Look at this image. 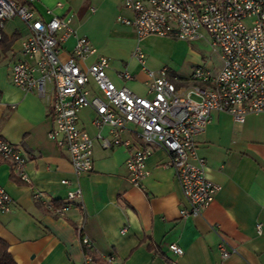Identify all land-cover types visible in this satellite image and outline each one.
<instances>
[{
    "label": "crops",
    "instance_id": "crops-1",
    "mask_svg": "<svg viewBox=\"0 0 264 264\" xmlns=\"http://www.w3.org/2000/svg\"><path fill=\"white\" fill-rule=\"evenodd\" d=\"M32 5L41 13L52 8L55 14L67 17L76 35L86 37L97 54L108 58L107 74L115 85H124L140 96L148 95L143 67L158 70L167 66L179 87L194 67L181 73L186 55L165 59L150 48L152 43H144V47L142 43L156 35L139 40L119 23L118 15H132L121 0H34ZM28 32L19 18L4 24L2 33L15 39L0 63V139L27 158L25 170L30 180H19L11 164L0 158V185L12 198L10 211L0 213V240L15 264H84L76 231L79 221L93 244L92 264H105L104 256L112 253L121 264H264V114H249L243 123H236L226 112H212L196 144L206 163V175L219 190L199 215L182 217L179 211L188 204L174 170L164 166L167 152L153 147L146 160L149 174L143 187L133 186L124 164L125 147L101 146L97 134L109 137V128L93 125L95 112L90 107L79 111L77 124L93 139L94 169L78 176L73 172L67 151L47 138L52 126L50 95L24 91L11 80L12 64L26 60L21 48ZM163 39L172 41L182 53L191 51V42ZM75 40L70 36L61 44V60L71 55ZM137 47L145 54L143 64L133 57ZM94 60L95 55H89L79 65L84 68ZM220 67L221 60L211 71L216 73ZM123 69L132 79L118 77ZM90 87L102 97L94 84ZM75 187L80 188L81 198L70 204L64 216L49 212L34 197L36 191H43L54 205H61ZM257 223L260 233L255 230ZM220 237L233 250L227 258L221 257L217 247ZM172 243L183 253L169 250Z\"/></svg>",
    "mask_w": 264,
    "mask_h": 264
},
{
    "label": "built area",
    "instance_id": "built-area-1",
    "mask_svg": "<svg viewBox=\"0 0 264 264\" xmlns=\"http://www.w3.org/2000/svg\"><path fill=\"white\" fill-rule=\"evenodd\" d=\"M33 1L0 0V39L4 24L12 18H19L28 28L21 48L26 60L12 64L11 80L24 91L50 95L52 126L47 138L67 151L73 172L78 176L94 169L93 139L77 124L79 111L90 107L95 112L93 125L109 128V137L97 134L101 146L125 147L124 164L133 186L143 187L149 174L146 160L153 147H160L168 154L164 166L174 170L188 204L179 211L180 216L199 215L219 190L208 179L205 160L197 153L196 144L212 112H226L236 123H243L249 114H264V0H121L132 15H118L116 19L139 40L149 35L187 42L205 37L220 56L221 67L216 73L197 65L180 87L167 66L158 70L143 67L148 77L146 96L115 85L107 74L108 58L97 54L86 37L77 36L67 17L55 14L52 8L41 13ZM70 36L76 38L72 53L61 60L60 46ZM89 55H95V60L81 67L79 61ZM133 57L140 64L145 60L139 47L133 50ZM118 77L132 79L125 69L118 72ZM91 84L102 97L93 93ZM0 158L11 164L19 180L30 181L25 170L27 158L1 139ZM62 184L68 181L62 180ZM34 197L49 212L64 216L70 204L81 198V190L70 189L61 205H54L43 191H36ZM11 203L12 198L0 185V213L9 212ZM83 228V221H79L76 231L84 249V264H92L93 244ZM255 230L261 232L260 223ZM217 247L222 258L233 252L222 237ZM168 248L174 254L183 253L176 244ZM103 260L105 264H121L113 253Z\"/></svg>",
    "mask_w": 264,
    "mask_h": 264
},
{
    "label": "rangeland",
    "instance_id": "rangeland-1",
    "mask_svg": "<svg viewBox=\"0 0 264 264\" xmlns=\"http://www.w3.org/2000/svg\"><path fill=\"white\" fill-rule=\"evenodd\" d=\"M163 38H170V37H165V36L158 37V35H156L155 37L148 38L149 41H146L147 39L144 41L145 39L144 38L143 39L144 42L142 41L143 42L142 45H144V43H152L153 45L150 48L158 51L160 55L159 54L157 55L160 56L161 58L164 57L165 59L170 57L176 58L177 55L178 57L182 58L183 56L186 55L187 59L182 64V68L180 70L181 73L182 72L185 73L192 66L195 67L197 65L205 66L209 69H212L213 71H215L219 67L220 64L219 54L207 38L202 37L191 42L190 43L191 51L188 53H186V51H183L182 53L181 50L177 49L175 45L171 43L172 41L168 42L166 39L164 40ZM170 39L176 40L174 38H170Z\"/></svg>",
    "mask_w": 264,
    "mask_h": 264
},
{
    "label": "trees",
    "instance_id": "trees-1",
    "mask_svg": "<svg viewBox=\"0 0 264 264\" xmlns=\"http://www.w3.org/2000/svg\"><path fill=\"white\" fill-rule=\"evenodd\" d=\"M15 39V36L7 38L1 31L0 39V63L6 58L10 51V45ZM0 264H15L13 262L9 252L7 251V245L4 241L0 240Z\"/></svg>",
    "mask_w": 264,
    "mask_h": 264
}]
</instances>
